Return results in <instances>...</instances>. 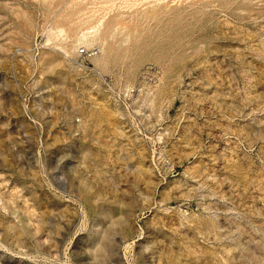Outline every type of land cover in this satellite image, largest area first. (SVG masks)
<instances>
[{"label":"rangeland","instance_id":"rangeland-1","mask_svg":"<svg viewBox=\"0 0 264 264\" xmlns=\"http://www.w3.org/2000/svg\"><path fill=\"white\" fill-rule=\"evenodd\" d=\"M0 264H264V0H0Z\"/></svg>","mask_w":264,"mask_h":264},{"label":"built area","instance_id":"built-area-1","mask_svg":"<svg viewBox=\"0 0 264 264\" xmlns=\"http://www.w3.org/2000/svg\"><path fill=\"white\" fill-rule=\"evenodd\" d=\"M86 50L84 48H81L80 53H85Z\"/></svg>","mask_w":264,"mask_h":264}]
</instances>
